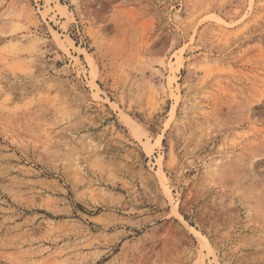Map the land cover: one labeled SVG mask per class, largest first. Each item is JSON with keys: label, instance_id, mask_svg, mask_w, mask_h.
<instances>
[{"label": "rangeland", "instance_id": "1", "mask_svg": "<svg viewBox=\"0 0 264 264\" xmlns=\"http://www.w3.org/2000/svg\"><path fill=\"white\" fill-rule=\"evenodd\" d=\"M263 91L264 0H0V264H264Z\"/></svg>", "mask_w": 264, "mask_h": 264}, {"label": "bare ground", "instance_id": "2", "mask_svg": "<svg viewBox=\"0 0 264 264\" xmlns=\"http://www.w3.org/2000/svg\"><path fill=\"white\" fill-rule=\"evenodd\" d=\"M262 94L264 95V91L262 92ZM262 94H261V96H262ZM259 97V96H258Z\"/></svg>", "mask_w": 264, "mask_h": 264}]
</instances>
